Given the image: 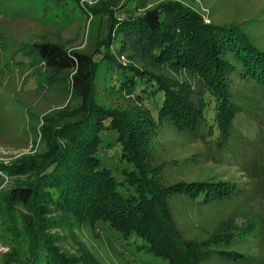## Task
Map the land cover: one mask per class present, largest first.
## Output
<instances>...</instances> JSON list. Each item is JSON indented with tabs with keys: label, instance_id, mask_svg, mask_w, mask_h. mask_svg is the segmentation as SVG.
<instances>
[{
	"label": "rangeland",
	"instance_id": "obj_1",
	"mask_svg": "<svg viewBox=\"0 0 264 264\" xmlns=\"http://www.w3.org/2000/svg\"><path fill=\"white\" fill-rule=\"evenodd\" d=\"M168 2L191 8L208 25L238 28L264 52V0H0V167L23 165L27 170L16 177L3 173L0 198L14 186L33 181L32 160L47 159L46 141L55 139L59 128L85 114L79 107L81 99L73 93L74 74L49 68L32 51L36 43H55L70 51L96 55V87L91 100L141 120L140 141L134 144L140 148L147 171H152L149 175L154 172L164 186L231 182L236 184L232 188L240 190L226 198L218 195L213 201L208 197L207 202L190 194H166L172 220L184 239L199 243L219 239L224 243L216 247L218 251L245 255L235 261L215 251L202 264H264V87L238 75L243 67L233 52L225 56L239 68L231 80L238 112L228 141L219 147L217 131L209 135L215 124L216 101L197 73L153 60L143 43L111 31L112 17L123 20ZM118 64L125 70L130 65L142 68L185 91L187 97L201 98L208 104V123L197 133L178 129L175 120L159 113L162 93L154 96L152 87L146 94L141 86L133 91L119 85L123 74L116 72ZM101 137L103 146L110 144L111 149L102 146L98 156L122 182V172L132 171L135 165L122 160L118 133L108 130ZM55 142L58 147L66 145L62 139ZM54 156L50 153L49 159ZM3 221L1 216L0 244L10 247ZM13 233H17L15 227ZM58 234L63 235L54 238L61 252L73 255L76 264H168L137 249L141 239L127 242L103 222L81 220ZM26 241L23 238L24 247Z\"/></svg>",
	"mask_w": 264,
	"mask_h": 264
},
{
	"label": "trees",
	"instance_id": "obj_2",
	"mask_svg": "<svg viewBox=\"0 0 264 264\" xmlns=\"http://www.w3.org/2000/svg\"><path fill=\"white\" fill-rule=\"evenodd\" d=\"M111 23V31L126 34L147 46L153 60L197 73L205 90L216 101V128L211 126L209 135L216 134V130L218 146L226 144L238 112L231 80L239 68L225 56L233 52L243 67L238 75L264 87V52L252 45L238 28L208 25L199 13L177 2L157 5L123 20L112 17ZM32 51L49 68L74 74L73 93L81 99L79 107L84 108L85 114L58 129L55 139L64 140L65 147H58L55 139L46 141L48 157L44 158L47 159L32 160L33 181L14 186L0 198L2 225L11 241L10 251L2 255L3 264H76L72 262L73 255L61 252L54 238H62L60 231L81 220L106 223L127 242L141 239L143 243L137 244V249L152 253L168 264H202L215 251L218 254L221 251L225 259L245 258L236 251H218L216 247L224 243L219 239L201 243L184 239L174 225L165 198L166 194L183 193L205 202L210 197L213 201L218 195L226 198V195L239 193L236 186L231 187L236 184L162 185L158 175L154 172L149 175L152 171H147L140 148L134 144L139 140L141 120L103 108L91 100L96 87V55L70 51L55 43H36ZM104 56L111 58L109 54ZM118 67L116 72L123 74L119 85L124 89L137 91L141 86L142 93L153 91L154 96L162 93L159 113L175 120L173 123L178 129L197 133L208 123V104L201 98L187 97L185 91L176 90L178 88L137 66L130 65L128 70L121 64ZM108 130L119 134L122 160L135 165L132 171L122 172V182L98 156L105 145L101 135ZM107 145L103 149H111L110 144ZM50 153L55 154L51 159ZM0 168V185L3 173L10 177L27 173L23 165ZM14 227L17 233H13ZM23 238H27V247L23 245Z\"/></svg>",
	"mask_w": 264,
	"mask_h": 264
},
{
	"label": "built area",
	"instance_id": "obj_3",
	"mask_svg": "<svg viewBox=\"0 0 264 264\" xmlns=\"http://www.w3.org/2000/svg\"><path fill=\"white\" fill-rule=\"evenodd\" d=\"M10 251V247L7 245L0 244V255L7 254Z\"/></svg>",
	"mask_w": 264,
	"mask_h": 264
}]
</instances>
